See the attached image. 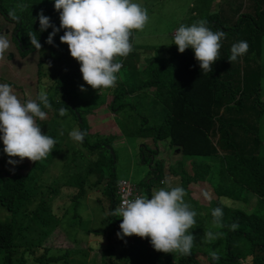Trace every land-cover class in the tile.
Listing matches in <instances>:
<instances>
[{
    "label": "trees",
    "instance_id": "trees-1",
    "mask_svg": "<svg viewBox=\"0 0 264 264\" xmlns=\"http://www.w3.org/2000/svg\"><path fill=\"white\" fill-rule=\"evenodd\" d=\"M45 1L49 3V0ZM7 4H11L12 11L18 12L19 6H23L18 20L9 14ZM219 4L218 12L210 10L204 18L213 31L226 33L212 72L203 74L193 49L180 53L173 40L166 47H158L163 54L152 56V64L143 70L138 52L132 51L129 59L122 60L127 75L118 84L119 94L108 104L116 112L126 107L134 109V105L126 101L117 104L121 97L148 102L153 114L161 120L157 125L142 128L147 122L144 118L141 134L146 140L151 138L155 146L158 139L168 140L171 147L181 150L185 162H191L190 172L183 167L182 161L181 165L171 167V171L181 177V187L187 192L186 202L197 212V227L191 229L196 242L188 262L180 259L179 263H174L172 253L156 251L150 238L135 235L118 238L122 218L112 215L120 205L115 166L118 159L109 138L103 141L91 139V135L97 137L101 133L89 132L92 127L88 116L92 114L79 108L87 104V97L82 98L77 93H88L80 90L84 80L78 66L74 70L75 76H62L52 87L48 93L51 108L43 109L48 121L37 120V123L44 134L54 139L61 121L69 114L75 116L79 129L87 132L82 146L64 153L62 146L67 142L59 139L47 158L32 162L25 174L0 168V264H90L91 254L81 247V241L93 232L89 228L91 207L86 202L92 193L103 195L96 201L101 208L108 206L93 235L97 237V243L88 246L91 251L103 252L105 262L101 261L102 264H264V102L261 101L264 64L260 62L261 48L254 49L264 38V0H220ZM224 4L232 6V10L223 9ZM40 7L39 0H0L3 17L16 21L13 38L17 47L23 54L35 49L27 34L34 31L42 48L49 49L52 56L58 55L56 48L69 51V46L60 41L63 29L56 34L53 44L46 43L53 29L40 31L38 16L32 12ZM43 11L53 14L51 23L60 26L59 13L54 5ZM225 16L234 18V22L228 24ZM244 35L247 36L243 38ZM231 39L235 40L234 43L243 40L249 44L248 52L232 63L228 57L233 44L225 45V41ZM243 57L244 62L240 63ZM45 64L51 67L52 59L39 67L38 81L45 74ZM145 90L152 93L144 94ZM89 95H92L90 104L98 93L90 92ZM61 108L66 110L64 115H60ZM212 135L218 138L213 139ZM144 143L142 146L148 148ZM156 150L151 151L152 155L157 153ZM58 153L60 161L65 162L63 179H60L57 166L48 168ZM142 161L149 163L151 172L150 180L139 186L150 198L154 187L152 178H158L161 183L164 163L150 164L151 160L146 161L145 156ZM192 182L207 183L216 198L209 205L201 204L188 189ZM63 197L65 200L59 201ZM251 197H256V204L248 211ZM72 206L74 208L70 210ZM217 207L223 209V228H212L211 213ZM233 223L239 225L235 231L228 227ZM56 229L62 230L69 241L80 244V247L45 244ZM204 229L221 235L216 241L204 244L201 242ZM80 234L85 236L81 241L76 237ZM114 235L115 245L109 242ZM114 249L119 255H115ZM210 250L218 252V261L211 258Z\"/></svg>",
    "mask_w": 264,
    "mask_h": 264
},
{
    "label": "clouds",
    "instance_id": "clouds-1",
    "mask_svg": "<svg viewBox=\"0 0 264 264\" xmlns=\"http://www.w3.org/2000/svg\"><path fill=\"white\" fill-rule=\"evenodd\" d=\"M59 13L60 26L56 27L43 10L39 13L40 31L52 28L46 43L53 44L54 37L61 29V43L69 46L70 55L80 63L83 80L99 92L114 88L123 61L133 51L132 30H143L149 21L148 10L134 0H49ZM19 7H23L22 5ZM214 14V13H213ZM13 19H19L10 13ZM208 22L201 19L190 26L181 24L173 35V41L180 53L191 48L199 62L203 74L213 71V64L218 60L222 41L226 38L223 30L213 31ZM31 45L40 51L42 45L36 33H27ZM10 47L7 35L0 33V57ZM249 50L247 41H239L231 46L228 60L232 63ZM46 69L49 64L44 65ZM81 91H87L84 85ZM264 102V95L261 97ZM43 105V108L41 107ZM51 103L46 89L42 86L35 99L21 101L8 83H0V139L3 140V152L9 157L8 163H18L14 158H24L32 162L41 161L53 151L56 141L42 132L37 120H45ZM65 109H60L64 115ZM62 134V133H61ZM87 132L74 128L69 136L76 142H83ZM164 178V177H163ZM162 178L161 187L153 189L151 197L146 194L135 198H125L112 212L113 216L122 218L117 236L120 239L133 235L150 238L152 247L163 253L179 252L190 256L195 246L196 237L191 229L197 227V212L186 202V190L181 186L173 187ZM207 198V193L204 194ZM212 228H223V209L217 207L211 213ZM235 231L239 225L228 226ZM220 232L204 229L201 242L210 244L220 237ZM213 260H219L218 252L210 250Z\"/></svg>",
    "mask_w": 264,
    "mask_h": 264
},
{
    "label": "rangeland",
    "instance_id": "rangeland-1",
    "mask_svg": "<svg viewBox=\"0 0 264 264\" xmlns=\"http://www.w3.org/2000/svg\"><path fill=\"white\" fill-rule=\"evenodd\" d=\"M219 1L220 0H134V2L141 4L148 10L150 18L142 31L135 29L132 30L133 36L131 37V43L133 44V51H137L140 56L139 61L143 66L142 70L149 64H152V56H160L163 54L164 51H158L157 48H163L171 44L173 35L181 24L190 26V21L193 20L194 22H197L204 19L206 12L210 10L218 12L217 6H220ZM39 4H41V7L37 11L34 9L32 11L37 16H39V13L44 8H47V10L50 8V4L45 0H39ZM7 5L11 13H14L15 16H20L19 12L24 10L23 7H19V12L12 11L13 9L10 6L11 4ZM223 6V9L226 11L232 10V6L229 4H224ZM43 13L45 16L50 17L52 22L53 14L44 11ZM224 18L228 24H232L234 22V18H231L230 16H225ZM12 21L5 19L0 13V33L6 34L10 42V47L4 55L0 57V83H8L11 85L15 94L22 102L27 99H35L37 97L38 90H40L42 86L46 89L47 93H50L53 89L52 87L57 84L58 80H60L62 76L68 78V76L76 75L74 70L76 67L80 66V63L70 55V51L63 52L59 48H56L58 55L55 57L52 56L50 50L47 48H41L40 51L33 49L32 51L30 50L29 52H24L23 54V51L17 47L18 45L13 38L16 21ZM246 36L247 35H244L243 38ZM234 42L235 40L231 39L229 41H225V45L231 46ZM258 48H261L262 50L260 62L262 61L264 64V38H262L259 44H256L254 47L255 50ZM131 53L132 52H130L125 59H129ZM123 58L124 57H117L116 59L121 63ZM244 58L245 57L242 58L240 63L244 62ZM51 59L53 64L48 68V70L46 68L44 69L45 74L43 75L42 80L38 81L39 67ZM124 66L125 65L123 64L120 72L117 73L118 80L114 88L103 89L99 92L83 81L82 85H84L87 89V91L84 92L88 94L77 93V95L82 98L87 97V104L84 107L79 108L83 112L88 111L92 114L88 116V123L91 124V127H93L89 129V132L93 134L101 133L97 137L91 135V139L93 141H103L104 139L109 138V140L112 141L113 150L116 153L115 157L118 159L117 162L115 161L116 176L118 181L121 179H127L138 185H141V182L149 181L151 169L149 168V163L147 164V162L144 163L142 161L145 156L146 161L151 160L150 164L153 165L156 164V161H162L164 163V174L161 175L162 178L164 177L163 179L167 180L173 187L181 186V177L172 173L171 167L181 165L182 163L180 161H182L184 164L183 167L190 172L192 166L191 162L189 160L185 162V156L182 155L181 150L171 147L168 140L158 139L157 146H155L151 138L146 140L140 132L142 128L157 125V123L161 120V118H158L155 114H153L154 110L150 107V104L141 99H138V102L137 98L134 100L135 98L127 96L123 99L122 97L121 99H118L117 104L124 103V101H126L133 104L134 109L126 107L114 112L109 106L111 104L110 102L114 99V96L119 94L117 88L120 80L122 77L125 79L127 75V70ZM44 81L49 82L47 84H43L42 82ZM90 92H96L98 95L96 96V99L94 101L91 100V103L89 104V97H92V95H89ZM143 92L144 94L147 92L152 93L150 90H145ZM141 94L144 95L143 93ZM144 118L147 119V122L141 128ZM46 119L48 121V118ZM112 125H115V127L108 129ZM79 127L80 124L76 121L75 116L71 114H69L65 120L61 121L60 126L57 128V137H55L54 140L57 143L59 139H63L67 142L62 146L64 153L73 149H78L82 146L81 142H76L69 138V132L74 128ZM2 135L3 133H0V137H2ZM212 136L213 139L218 138V136ZM144 142L148 145V148L142 146ZM3 148V140L0 139V160L4 161L0 163V168L3 167L5 168V171H9L11 173L17 171L25 174L31 167L32 161L27 158L20 161V158L16 157L14 159L17 160L18 163L11 165L8 163L9 157L3 152ZM153 149H157V153L155 155H152L151 151H153ZM92 154L94 153L92 152ZM151 155L153 156L152 159ZM93 156L95 157V154ZM104 156L106 158L109 157L107 154H104ZM100 159L102 161V157H100ZM60 160L61 155L58 153L54 158L53 163L49 165L48 168L50 166H57L61 173L60 179H63L65 162ZM152 185L154 186L153 189L157 190L161 187H166V185L161 184L159 179L156 177L152 178ZM188 189L191 192V196L203 205H209V203L216 198V194L213 189L204 182L199 184L192 182L189 184ZM205 193H207V198L204 195ZM99 196L102 198L103 195H101V193H92L88 198H86V202L91 207L90 211L92 215L89 228L93 232L90 233V236H88L85 241L82 240L85 237L84 235H75L79 241L82 240L81 247L90 252V264H102L101 261L105 262V255L102 251H91L88 247L96 245L97 237H94L93 235L102 223L101 219L105 215L104 209L108 210V206H103V209L99 206L100 203H96ZM64 200V197L59 198V201ZM105 202L107 201L105 200ZM255 204L256 197H251L248 201V211H251ZM73 208L74 206L70 207V210ZM4 221L6 220L3 219V222ZM101 229H103V227ZM74 233L76 234V232ZM115 239L116 235H114L109 242L115 245ZM45 244L54 247H72L75 249L80 247V244H73L69 241L64 232L60 229L54 230L46 239ZM114 251L115 255H119L118 251L116 252L115 249ZM171 256L174 263H179L180 259H186L188 262L191 257L183 256L179 252H174Z\"/></svg>",
    "mask_w": 264,
    "mask_h": 264
},
{
    "label": "built area",
    "instance_id": "built-area-1",
    "mask_svg": "<svg viewBox=\"0 0 264 264\" xmlns=\"http://www.w3.org/2000/svg\"><path fill=\"white\" fill-rule=\"evenodd\" d=\"M117 194L121 204L125 198H135L136 195L143 194V190L138 184L127 179H121L117 182Z\"/></svg>",
    "mask_w": 264,
    "mask_h": 264
},
{
    "label": "crops",
    "instance_id": "crops-1",
    "mask_svg": "<svg viewBox=\"0 0 264 264\" xmlns=\"http://www.w3.org/2000/svg\"><path fill=\"white\" fill-rule=\"evenodd\" d=\"M53 99L56 100L57 98L54 97ZM56 101H57V100H56ZM112 127H113V125H112L111 127H109L108 129H111ZM92 128H93V127H92ZM159 153H160V151H159ZM159 153H158V154H159ZM172 173H173V172H172ZM174 174H175V173H174ZM175 175H177V174H175Z\"/></svg>",
    "mask_w": 264,
    "mask_h": 264
}]
</instances>
